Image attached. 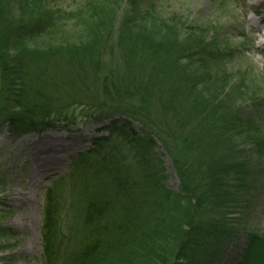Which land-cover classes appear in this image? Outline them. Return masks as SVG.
<instances>
[{
  "label": "rangeland",
  "instance_id": "374dc122",
  "mask_svg": "<svg viewBox=\"0 0 264 264\" xmlns=\"http://www.w3.org/2000/svg\"><path fill=\"white\" fill-rule=\"evenodd\" d=\"M17 1L10 6L11 33L21 36L25 32L21 26H30L32 18L20 15ZM47 1L40 5L48 12L47 19L51 18L47 31L27 40L26 47L34 51L66 54L95 42L103 53V63L111 65L119 61L120 36L133 39L142 49L158 46L161 50L187 49L203 38L216 48L219 60L198 65L199 74L211 80L206 85L197 77L204 86L199 89L212 98L218 95L220 116L235 115L243 125L236 134H224L222 142L218 131L221 119L213 129L208 124L211 120L197 117L207 123L202 124L203 129H212L208 137L214 150L209 151L207 160L217 164L227 158L223 153L229 143L235 149L233 157L239 158V168L222 179L227 195L218 197L216 193L213 204L205 202L192 208L186 202L178 203L183 211L171 209L165 216L153 206L155 198L151 195L145 203L147 211L134 220L127 218L132 209L116 201L102 219L112 231L110 235L104 233L94 257L86 264H236L247 240L264 233V30L255 24L264 19V0ZM10 52L13 59L17 49L11 45ZM187 71L193 72L195 67L189 64ZM87 78L89 83L91 79L98 83L91 74ZM89 88L98 92L94 86ZM182 107L179 115L185 110ZM114 119L118 118L95 115L79 107L67 113L64 123L38 130L22 131L2 121L0 264H82L80 250L87 237L82 224L84 203L91 195L108 192L105 180L75 166L76 158ZM183 120L189 126L197 123L191 118ZM132 127L136 132L142 129L136 122ZM46 135H62L60 143L71 147L56 152V162L37 180L32 202L16 206L12 199L30 195L29 182L39 175L34 155L38 144L34 142ZM136 157L139 164L135 170L147 182V188L158 180L160 192H178L179 182L161 141L154 142L151 152ZM28 210L31 217L25 215ZM183 219L190 220L186 230L192 233L194 243L191 248L185 245L179 253L177 242L173 251L164 245L176 235L172 225H179ZM119 223L129 227L127 237L138 227L131 243L113 233L118 232Z\"/></svg>",
  "mask_w": 264,
  "mask_h": 264
},
{
  "label": "trees",
  "instance_id": "16d2710c",
  "mask_svg": "<svg viewBox=\"0 0 264 264\" xmlns=\"http://www.w3.org/2000/svg\"><path fill=\"white\" fill-rule=\"evenodd\" d=\"M14 1L0 0V130L2 121L22 131L53 127L64 123L67 113L79 107L95 115L118 118L103 128L102 135L92 138L91 147L76 158L75 166L105 180L102 183L108 192V195H91L84 203L82 224L87 237L80 250L82 264L94 257L104 233L110 235L112 230L102 219L115 207L116 201L132 209L127 218L134 220L136 215L141 217L147 211L145 203L151 195L153 200L155 198L153 206L162 210L164 216L171 209L182 212L178 203L186 202L192 208L205 202L213 204L216 193L218 197L227 195L222 179L227 172L239 168V158L233 157L234 146L226 141L229 147L225 145L223 154H227V158H221L217 164L206 159L210 158L209 151L214 150L208 137L212 131L210 126L215 129L221 119L218 131L223 142L224 134H236L243 125L235 115L221 113L220 116L218 95L212 98L199 89L204 87L201 81L205 80L207 85L211 80L201 76L197 67L219 60L215 47L200 37L187 49L161 50L158 46L142 49L133 39L122 35L118 44L119 61L111 65L103 63V53L95 42L66 54L34 51L26 47L27 40L43 36L47 31L51 18L47 19L48 12L40 5L48 1L15 3L20 6V15L32 18L30 26L20 28L25 30V36L11 33L9 14ZM11 45L17 49L13 59L10 58ZM189 64L195 71H187ZM89 74L98 83L92 79L89 83ZM197 77H201L200 82ZM89 86L96 87L98 92H92ZM181 105L185 110L179 115ZM198 116L211 120L208 129H203V123L208 125L197 120ZM184 118L197 123L189 126ZM134 122L142 126L140 132L132 127ZM156 140L163 143L171 159L179 182L177 193L160 192L158 180L147 188V182L135 170L134 166L139 164L136 156L151 152ZM134 225L137 227L136 223ZM189 225V219L172 225L176 235L164 246H171L173 251L172 246L177 242L179 253L184 251L185 245L191 248L194 241L192 233L186 230ZM116 227L118 232L113 233L121 234L124 241L130 243L138 231V227L133 229L134 234L127 237L129 227L125 228L123 223ZM236 264H264V233L247 240Z\"/></svg>",
  "mask_w": 264,
  "mask_h": 264
},
{
  "label": "bare ground",
  "instance_id": "6f19581e",
  "mask_svg": "<svg viewBox=\"0 0 264 264\" xmlns=\"http://www.w3.org/2000/svg\"><path fill=\"white\" fill-rule=\"evenodd\" d=\"M255 24H257L256 28L264 30V19H261ZM261 43H262L261 45H264V41ZM263 52H264V48H263ZM34 136L35 135H32L31 137H34ZM61 136L59 137H52V136H47V135L41 136L39 140H36L34 142L38 144V146L34 148V155H35V162L38 163V166L36 167V169L39 171V175L34 176L32 180H30L29 182V185L31 187L30 195L32 196V198L30 197V195L24 198H20V196L15 197L12 199L15 202L14 205L18 206V204L22 202H25V203L32 202L37 180L40 177V175H43L44 173L50 170V168L48 167L52 164L53 161L56 162L57 160L56 152H58L59 150L64 151V150L70 149L71 144L68 143V145L67 144L65 145V144L60 143V141L62 140ZM30 213H31L30 210H28L25 212V215L28 217L29 216L31 217L32 215ZM14 223L16 224V222Z\"/></svg>",
  "mask_w": 264,
  "mask_h": 264
}]
</instances>
